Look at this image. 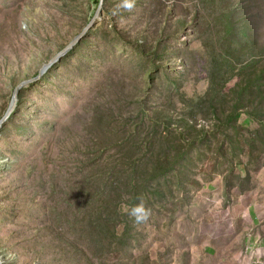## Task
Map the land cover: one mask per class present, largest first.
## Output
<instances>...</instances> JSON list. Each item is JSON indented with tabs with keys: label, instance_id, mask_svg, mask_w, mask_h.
<instances>
[{
	"label": "rangeland",
	"instance_id": "rangeland-1",
	"mask_svg": "<svg viewBox=\"0 0 264 264\" xmlns=\"http://www.w3.org/2000/svg\"><path fill=\"white\" fill-rule=\"evenodd\" d=\"M120 2L103 0L77 45L19 90L20 105L0 129L2 264H89L98 249L82 240L88 206L75 205L90 177L82 165L107 140L113 155L140 108L146 123L204 125L210 144L189 151L192 185L178 189L168 175L151 218H128L132 251L92 262L264 264V92L251 89L264 85V0H136L131 12L117 9ZM94 7L0 0V118L14 85L35 75ZM233 108L246 116L238 128L225 123ZM240 133L252 142L239 145ZM123 147L124 159L132 145Z\"/></svg>",
	"mask_w": 264,
	"mask_h": 264
},
{
	"label": "trees",
	"instance_id": "trees-1",
	"mask_svg": "<svg viewBox=\"0 0 264 264\" xmlns=\"http://www.w3.org/2000/svg\"><path fill=\"white\" fill-rule=\"evenodd\" d=\"M97 3L98 0H94L95 7ZM95 7L90 11L91 15ZM78 42L73 46L77 45ZM55 66L54 63L47 70V74ZM30 85L32 84H28V86ZM251 89H256L259 93L264 92V85H262V82H255L251 85ZM215 92L210 83L206 90L209 101L213 100ZM19 105L20 99L17 95L14 111L17 110ZM139 113L138 120L134 123V129L126 130L117 140L115 146L118 149L116 148L113 155L109 156L108 147L112 145H109L107 140L104 148L94 149L89 156V160L82 165V168L84 166L89 167L90 177L85 180L84 203L81 200L77 201L75 205L78 208L88 206V222L81 229L82 240L85 239L83 243L87 242L84 245L87 246L89 251H91L90 248L98 249L97 252L91 251L92 254L88 257L89 264H95L92 259L96 256H99L97 257L99 261H105L104 256L110 255V250H113L116 256H124L130 253L137 239L128 225V218L131 217H128L129 215L123 211V208H130L138 204L140 198L144 199L147 206L155 199L161 198L163 195L162 183L165 180L168 185L170 183L168 175L177 181L178 189H184L188 182L189 185H192L193 178H187V174L191 173L189 151L198 145L204 144L209 147L210 144L208 135L212 130L206 129L204 125L201 128H196L195 123H189L183 119L179 122H184V126L177 125L170 128L168 127L169 122H171L170 118H167L169 125L151 119H147L148 122L146 123L144 118L147 116L141 108ZM13 114L12 112L8 120ZM245 119L246 116L242 115L238 108H233L232 112L225 115V123L230 124L231 127L238 128L240 125L237 121ZM127 121L124 120L123 123L126 125ZM239 135L241 136L239 145L253 140L251 136H244L243 133ZM126 145H132V147L130 153L123 159L119 148L121 149ZM214 149L217 154H220L222 145L216 144ZM117 154L118 158H116ZM231 157L235 160L236 154L231 153ZM229 163L230 172L232 171L230 160ZM100 167L101 170L98 172L97 169ZM195 184L197 185V183ZM80 221L77 220V222ZM69 244L75 248V251H79L84 255L87 254V251L79 246L80 242H69Z\"/></svg>",
	"mask_w": 264,
	"mask_h": 264
},
{
	"label": "water",
	"instance_id": "water-1",
	"mask_svg": "<svg viewBox=\"0 0 264 264\" xmlns=\"http://www.w3.org/2000/svg\"><path fill=\"white\" fill-rule=\"evenodd\" d=\"M102 4H103V0H98V3L95 7V10H94L93 14L91 15V17L89 18V20L87 21V23H85L80 28V30L78 32H76L72 36V38L63 47H61L58 51H56L55 54L46 63H43L41 65V67L37 71L36 75H34L30 78H27V79H23L14 85L9 105H8L5 113L3 114V116L0 118V129H1L2 125L8 120V118L10 117L12 112L14 111L19 90L22 87H24L30 83L37 82L42 77V75L54 63L58 62L63 56H65L67 54V52L72 48V46L76 42H78L79 39L82 36H84V34L87 33L88 30L92 27L93 23L95 22V20L98 18L99 14H100ZM0 264H2L1 258H0Z\"/></svg>",
	"mask_w": 264,
	"mask_h": 264
},
{
	"label": "clouds",
	"instance_id": "clouds-1",
	"mask_svg": "<svg viewBox=\"0 0 264 264\" xmlns=\"http://www.w3.org/2000/svg\"><path fill=\"white\" fill-rule=\"evenodd\" d=\"M135 6L136 0H121V2L117 5V9H123L124 11L131 12ZM123 211L133 219V222L136 225L146 223L152 216V209L146 205L143 198H140V202L130 208L124 207Z\"/></svg>",
	"mask_w": 264,
	"mask_h": 264
}]
</instances>
